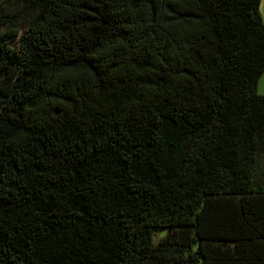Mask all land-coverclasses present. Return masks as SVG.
<instances>
[{
  "label": "trees",
  "instance_id": "trees-1",
  "mask_svg": "<svg viewBox=\"0 0 264 264\" xmlns=\"http://www.w3.org/2000/svg\"><path fill=\"white\" fill-rule=\"evenodd\" d=\"M262 0H0V264H264Z\"/></svg>",
  "mask_w": 264,
  "mask_h": 264
},
{
  "label": "rangeland",
  "instance_id": "rangeland-1",
  "mask_svg": "<svg viewBox=\"0 0 264 264\" xmlns=\"http://www.w3.org/2000/svg\"><path fill=\"white\" fill-rule=\"evenodd\" d=\"M260 9H261L263 21H264V0L261 1ZM258 91L261 93H264V73L262 74V76L259 79Z\"/></svg>",
  "mask_w": 264,
  "mask_h": 264
}]
</instances>
